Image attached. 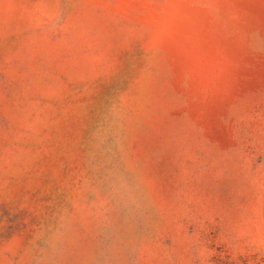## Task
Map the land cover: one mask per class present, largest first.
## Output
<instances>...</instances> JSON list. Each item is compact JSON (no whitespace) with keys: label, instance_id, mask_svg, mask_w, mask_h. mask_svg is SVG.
<instances>
[{"label":"rangeland","instance_id":"374dc122","mask_svg":"<svg viewBox=\"0 0 264 264\" xmlns=\"http://www.w3.org/2000/svg\"><path fill=\"white\" fill-rule=\"evenodd\" d=\"M0 264H264V0H0Z\"/></svg>","mask_w":264,"mask_h":264}]
</instances>
